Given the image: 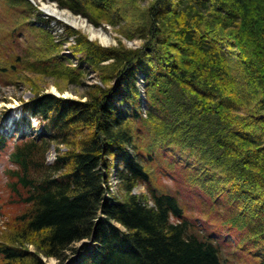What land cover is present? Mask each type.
Segmentation results:
<instances>
[{
	"label": "trees",
	"instance_id": "trees-1",
	"mask_svg": "<svg viewBox=\"0 0 264 264\" xmlns=\"http://www.w3.org/2000/svg\"><path fill=\"white\" fill-rule=\"evenodd\" d=\"M49 1L142 45L104 47L69 27L53 34L54 19L29 0H8L21 21L10 46L0 40L6 70L79 92L23 102L40 131L10 152L7 187L21 211L5 223L0 264H227L216 234L151 184L160 153L209 197L236 203L231 217L264 264V0ZM24 32L35 42L15 39ZM113 165L119 197L108 190ZM139 185L146 193L133 192ZM82 241L94 246L70 261Z\"/></svg>",
	"mask_w": 264,
	"mask_h": 264
},
{
	"label": "rangeland",
	"instance_id": "rangeland-1",
	"mask_svg": "<svg viewBox=\"0 0 264 264\" xmlns=\"http://www.w3.org/2000/svg\"><path fill=\"white\" fill-rule=\"evenodd\" d=\"M37 5H53L61 11H67L73 16L80 18L92 25L93 28L102 30L107 35V40L102 42L98 37H92L87 32L80 28L57 20L63 26H59L56 22L50 23L48 26L53 31V34L64 33L65 27L80 33L88 40L96 41L101 46H115L118 40H122L123 44L128 47L141 46L139 40H128L117 32V27H112L107 23H102L98 27L91 24L87 18L81 15L73 14L68 9L58 7L56 2L49 0H36ZM21 8L19 6L13 7L8 0H0V40L5 46H10L14 37H10V31L17 26L21 21L19 15ZM43 18L48 20L52 17ZM53 19V18H52ZM22 28L19 26L17 29ZM19 34V30H17ZM34 43V33L30 35L24 32V37L17 36L15 39L23 40L24 38ZM73 37H70L72 40ZM37 44V43H35ZM66 52V51H65ZM75 63V61H73ZM95 75L89 77V82H93ZM58 87L63 91L59 92ZM52 93L60 95L65 98H77L79 92L78 88L73 85L67 86L65 82L56 80L47 76L36 73H21L12 74L10 70H6L4 63L0 60V132L6 136V145L0 149V237L5 236V223L12 218L11 215L19 214L20 206L13 204L10 198V189L7 187L9 182L8 171L13 168V163L9 159L10 151L13 149V144L19 137L33 136L38 133L40 126L38 119L32 116L28 111L21 110L23 102L31 99L35 94ZM55 155L54 147L47 153V160L52 161ZM171 159L165 157L162 153L158 154V162L152 163L151 166V184L154 185L161 192H171L177 194L181 202L185 205V216L195 225H200L210 232H214L217 241L221 244V256L227 264H258L257 258L254 256L253 244L247 236L248 227L242 225L239 221L233 220L231 215L234 212L239 213L235 202L230 201L225 196L218 198L209 197L196 184L192 185L186 181L187 175L179 166H169ZM115 166L109 170L108 187L109 193L119 197L121 191L119 190L114 172ZM135 194L146 193L144 186H137L134 188ZM108 196V194H107ZM9 218V219H8ZM4 231V232H3ZM88 245L91 249L94 245L88 241H82L76 244V254L72 255V261L76 256L82 252V247ZM87 247V246H86ZM32 249V245H29ZM46 264H60L54 258H42Z\"/></svg>",
	"mask_w": 264,
	"mask_h": 264
},
{
	"label": "bare ground",
	"instance_id": "bare-ground-1",
	"mask_svg": "<svg viewBox=\"0 0 264 264\" xmlns=\"http://www.w3.org/2000/svg\"><path fill=\"white\" fill-rule=\"evenodd\" d=\"M43 9L45 10L47 14L57 19H61L64 22L74 26L75 28L82 29L83 31L91 35L92 37H98L102 42H105L108 39L105 32H103L102 30L93 28L92 25H89L88 23L86 24L84 20L73 16L67 11H61L53 5H47V6L43 5ZM141 45H142V42H141ZM137 86L138 88H142L143 86L142 80L138 81ZM21 110L24 112H27L22 107H21Z\"/></svg>",
	"mask_w": 264,
	"mask_h": 264
},
{
	"label": "water",
	"instance_id": "water-1",
	"mask_svg": "<svg viewBox=\"0 0 264 264\" xmlns=\"http://www.w3.org/2000/svg\"><path fill=\"white\" fill-rule=\"evenodd\" d=\"M33 5H35L36 6V3L34 2V0H29ZM43 4L44 3H41L39 6L37 5L36 7H37V9L40 11V12H42L45 16H51V15H49V14H47L46 12H45V10L43 9ZM53 17V16H52ZM55 18V17H54ZM57 19V18H56ZM57 20H60V19H57Z\"/></svg>",
	"mask_w": 264,
	"mask_h": 264
}]
</instances>
